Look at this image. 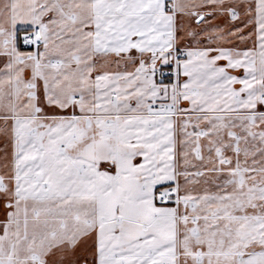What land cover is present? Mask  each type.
I'll return each mask as SVG.
<instances>
[{
  "label": "snow or ice",
  "instance_id": "obj_1",
  "mask_svg": "<svg viewBox=\"0 0 264 264\" xmlns=\"http://www.w3.org/2000/svg\"><path fill=\"white\" fill-rule=\"evenodd\" d=\"M0 264H264V0H0Z\"/></svg>",
  "mask_w": 264,
  "mask_h": 264
}]
</instances>
